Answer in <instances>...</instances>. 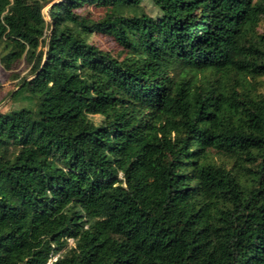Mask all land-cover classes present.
<instances>
[{"label": "trees", "instance_id": "16d2710c", "mask_svg": "<svg viewBox=\"0 0 264 264\" xmlns=\"http://www.w3.org/2000/svg\"><path fill=\"white\" fill-rule=\"evenodd\" d=\"M21 63L0 264H264V0H0Z\"/></svg>", "mask_w": 264, "mask_h": 264}, {"label": "rangeland", "instance_id": "374dc122", "mask_svg": "<svg viewBox=\"0 0 264 264\" xmlns=\"http://www.w3.org/2000/svg\"><path fill=\"white\" fill-rule=\"evenodd\" d=\"M85 11H90V13L94 16L98 14V11L92 6L87 7ZM91 40L105 48H110L113 46V43L110 41V39L98 34L93 35ZM15 72H19V75L16 76ZM26 72L27 69L25 68L24 63H21L16 69H14V71H7L0 65V112H6L10 108L18 107L22 104V102L19 100H12L11 94H9V92L16 88L20 77L26 74Z\"/></svg>", "mask_w": 264, "mask_h": 264}, {"label": "built area", "instance_id": "2783aa9c", "mask_svg": "<svg viewBox=\"0 0 264 264\" xmlns=\"http://www.w3.org/2000/svg\"><path fill=\"white\" fill-rule=\"evenodd\" d=\"M47 264H51L50 262H48Z\"/></svg>", "mask_w": 264, "mask_h": 264}]
</instances>
